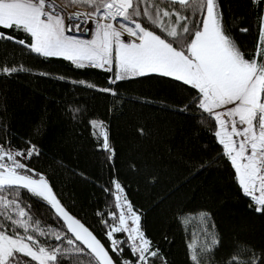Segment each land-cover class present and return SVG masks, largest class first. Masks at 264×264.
<instances>
[{
    "label": "snow or ice",
    "instance_id": "snow-or-ice-1",
    "mask_svg": "<svg viewBox=\"0 0 264 264\" xmlns=\"http://www.w3.org/2000/svg\"><path fill=\"white\" fill-rule=\"evenodd\" d=\"M250 4L259 25L254 45L246 46L233 35L221 0H0V48L6 54L0 59V76L50 77L51 72H34L23 60L35 55L62 58L77 69L113 72L114 66L110 86L72 81L112 96L118 92L111 85L125 78H169L181 96L173 110L196 118L197 128L212 137L216 148L202 145L205 156L184 160L186 175L169 178L154 203L215 167L229 170L238 191L250 198L249 209L264 216V0ZM85 33L91 38H83ZM69 111L74 119L81 113L78 106L69 105ZM88 125L111 170L107 186L98 185L110 198L94 214L99 233L73 212L74 200L64 202L65 194L53 182L55 171L34 165L42 149L31 139L23 147L13 144L10 128L0 122V264H83L84 259L87 264H168L142 223L146 210L133 203L130 185L119 178L108 127L98 119ZM137 132L148 135L143 127ZM130 167L140 171L136 164ZM143 181L150 187L160 184L159 171L149 169ZM32 201L44 211L37 213ZM194 219L200 227L186 244L189 264H264V246L247 241L218 256L222 237L211 211L181 209L176 216L185 229ZM163 240L168 241L167 235Z\"/></svg>",
    "mask_w": 264,
    "mask_h": 264
},
{
    "label": "trees",
    "instance_id": "trees-1",
    "mask_svg": "<svg viewBox=\"0 0 264 264\" xmlns=\"http://www.w3.org/2000/svg\"><path fill=\"white\" fill-rule=\"evenodd\" d=\"M221 4L237 41L254 45L259 20L250 0H221ZM241 27H248L249 33H241ZM12 53L10 44L9 61ZM5 55L0 48V59ZM16 58L20 59L18 54ZM23 60L34 72L47 71L52 75L0 76V122L10 128L13 144L23 147V141L31 139L42 149L43 154L34 165L41 171H55L53 182L57 191L65 194L64 202L74 200L73 212L93 225L97 233L100 228L95 211L103 209L106 199H110L98 185L107 186L111 170L105 161L106 154L96 150L97 140L88 125L90 119L103 120L108 127L110 143L116 149L115 168L119 178L130 185L128 195L133 203L146 210L142 223L147 234L159 243L168 264H189L186 244L191 240L192 230L198 232L200 227L195 219L187 229L182 227L176 220L181 209L212 212L222 237L218 256L230 251L238 241H247L257 248L264 246V216L249 209L250 198L238 191L227 169L213 167L202 171L181 184L171 197L154 203L171 180L183 179L186 175L184 160L205 156L200 150L202 145L216 148L212 137L197 128L196 118L173 110L181 96L169 78L154 75L125 78L111 85L118 92L112 96L72 81L84 80L107 87L114 68L113 72L93 67L77 69L62 58L45 60L35 55H26ZM57 76L66 79L60 80ZM69 105L81 109L75 119ZM140 127L148 133L146 137L138 134ZM37 128H40L39 134H36ZM3 135L0 131V136ZM131 164H136L140 171H133ZM149 169L160 173L161 183L155 187L143 181ZM32 203L37 213L44 211L42 204ZM165 235L167 242L163 240ZM83 264H87L86 259Z\"/></svg>",
    "mask_w": 264,
    "mask_h": 264
},
{
    "label": "water",
    "instance_id": "water-1",
    "mask_svg": "<svg viewBox=\"0 0 264 264\" xmlns=\"http://www.w3.org/2000/svg\"><path fill=\"white\" fill-rule=\"evenodd\" d=\"M77 35H80V33H77ZM83 38H86V39H88V38H89L88 34H87V33H85V34H84V36H83Z\"/></svg>",
    "mask_w": 264,
    "mask_h": 264
},
{
    "label": "crops",
    "instance_id": "crops-1",
    "mask_svg": "<svg viewBox=\"0 0 264 264\" xmlns=\"http://www.w3.org/2000/svg\"><path fill=\"white\" fill-rule=\"evenodd\" d=\"M91 37L89 36V38L88 39H90Z\"/></svg>",
    "mask_w": 264,
    "mask_h": 264
},
{
    "label": "rangeland",
    "instance_id": "rangeland-1",
    "mask_svg": "<svg viewBox=\"0 0 264 264\" xmlns=\"http://www.w3.org/2000/svg\"><path fill=\"white\" fill-rule=\"evenodd\" d=\"M113 68L115 69V67L113 66Z\"/></svg>",
    "mask_w": 264,
    "mask_h": 264
}]
</instances>
